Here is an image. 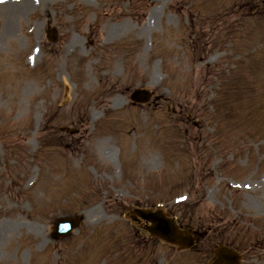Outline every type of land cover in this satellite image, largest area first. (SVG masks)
Listing matches in <instances>:
<instances>
[{
  "label": "rangeland",
  "instance_id": "1",
  "mask_svg": "<svg viewBox=\"0 0 264 264\" xmlns=\"http://www.w3.org/2000/svg\"><path fill=\"white\" fill-rule=\"evenodd\" d=\"M134 207L198 242L149 235ZM220 246L264 264L263 0H0V264H207Z\"/></svg>",
  "mask_w": 264,
  "mask_h": 264
},
{
  "label": "water",
  "instance_id": "2",
  "mask_svg": "<svg viewBox=\"0 0 264 264\" xmlns=\"http://www.w3.org/2000/svg\"><path fill=\"white\" fill-rule=\"evenodd\" d=\"M140 215L144 218L149 219L150 217H153V213L150 211H141ZM60 225V233H66L68 232L73 226H74V221L71 219H62L61 221H58ZM170 228L171 230L174 229V225L172 224V222H170Z\"/></svg>",
  "mask_w": 264,
  "mask_h": 264
}]
</instances>
